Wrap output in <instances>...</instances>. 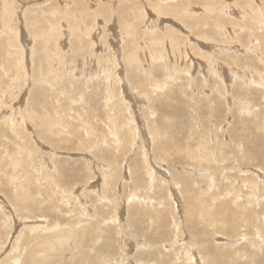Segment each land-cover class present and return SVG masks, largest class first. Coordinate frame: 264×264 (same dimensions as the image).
Masks as SVG:
<instances>
[{"label":"rangeland","instance_id":"1","mask_svg":"<svg viewBox=\"0 0 264 264\" xmlns=\"http://www.w3.org/2000/svg\"><path fill=\"white\" fill-rule=\"evenodd\" d=\"M18 1L0 264H264V0Z\"/></svg>","mask_w":264,"mask_h":264},{"label":"bare ground","instance_id":"2","mask_svg":"<svg viewBox=\"0 0 264 264\" xmlns=\"http://www.w3.org/2000/svg\"><path fill=\"white\" fill-rule=\"evenodd\" d=\"M18 2H20V3H21L22 5H24V6H26L27 4L29 5V3H32V2H30V1L24 3L22 0H19ZM44 2H45V1H44ZM44 2H43V3H44ZM164 2H165V1H164ZM20 3H19V4H20ZM37 5H39V3H37ZM158 6H159V5H158ZM8 7H9V4H8V6H7V5L5 6V8H8ZM3 8H4V6H3ZM252 9H253V8H252ZM2 10L4 11V14H6L5 9H2ZM160 10H161V9H160ZM163 10H164V9H163ZM163 10H162V14H163V12L165 11V10H164V11H163ZM156 11H157V10H156ZM160 12H161V11H160ZM157 13H158V11H157ZM261 13H262V12H260V14H261ZM220 14H221V13H220ZM220 14H219V15H220ZM260 14H258V15L260 16ZM160 15H161V13H160ZM263 15H264V14H263ZM257 18H258V17H257ZM258 19L260 20L259 22H261L262 24H264V20L262 21L263 17H261V18L259 17ZM175 33H176V32H175ZM175 33H174V34H175ZM255 41H256V40H255ZM172 42H174V41H172ZM170 44H171V42H170ZM262 44H263V43H262ZM171 45H172V44H171ZM173 46H175V45H173ZM174 48H175V47H174ZM176 50H177V49H176ZM174 52H175V51H174ZM186 52H187V51H186ZM263 52H264V51H263ZM157 54H158V53H157ZM129 55H130V54H129ZM151 56L153 57V58H152V61H153V62H155V61L159 58V57H158V58L156 59L157 56H154V55H151ZM161 58H162V57H161ZM161 58H160V59H161ZM155 59H156V60H155ZM163 59H165V57H163ZM127 60H128V61H131L130 63H128V64H130L129 66H131L132 68L134 67L135 72H137L136 70H137L139 67H138L137 69H136V67H137L138 65H140L139 62H140V60H142L141 56H139V55H131V57L129 56ZM154 60H155V61H154ZM209 61H210V60H209ZM147 62H148V61H147ZM147 62H146V63H147ZM182 64H183V63H182ZM164 65H168V63H164ZM150 66H151V65H150ZM142 67H143V66H142ZM187 67H188V66H187ZM132 68H131V69H132ZM139 69H142V68H139ZM140 71H141V70H140ZM143 71H145L146 73L149 72L148 69H147V71H146V70H143ZM141 72H142V71H141ZM144 91H148V90H144ZM149 93H150V92H149ZM151 94H152V92H151L149 95L151 96ZM118 103H119V102H118ZM55 121H56V119H55ZM52 122H53V121H52ZM60 122H61V121H60ZM55 123H56V122H55ZM155 136H156V135H155ZM40 228H41V227H39V229H40ZM64 241H65V240H64L63 238H60V237H59V239H58L55 243H51V244H50L51 246H50L48 249L51 250V249H54L55 247H61V246L63 245V242H64ZM43 248H44V247L41 246V247L39 248L38 251L41 253V252L44 250ZM38 251H37V252H38ZM38 254H39V253H38ZM42 259H43V258H42ZM34 261H36V260H34ZM31 262H32V261H31ZM33 263H34V264H37V263H35V262H33Z\"/></svg>","mask_w":264,"mask_h":264}]
</instances>
